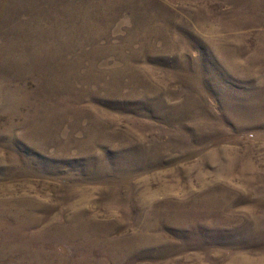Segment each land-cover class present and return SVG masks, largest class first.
Returning <instances> with one entry per match:
<instances>
[{
  "label": "rangeland",
  "instance_id": "1",
  "mask_svg": "<svg viewBox=\"0 0 264 264\" xmlns=\"http://www.w3.org/2000/svg\"><path fill=\"white\" fill-rule=\"evenodd\" d=\"M0 264H264V0H0Z\"/></svg>",
  "mask_w": 264,
  "mask_h": 264
}]
</instances>
